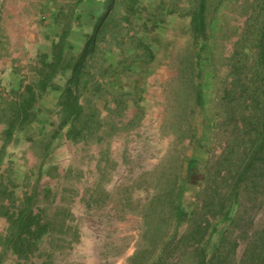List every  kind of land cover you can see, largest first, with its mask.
I'll use <instances>...</instances> for the list:
<instances>
[{
	"label": "rangeland",
	"instance_id": "374dc122",
	"mask_svg": "<svg viewBox=\"0 0 264 264\" xmlns=\"http://www.w3.org/2000/svg\"><path fill=\"white\" fill-rule=\"evenodd\" d=\"M49 1L29 16L28 60L0 71V264H126L144 232L150 247L168 229L155 222L177 189L191 211L205 171L222 169L242 130L232 101L257 82L247 48L264 0ZM32 203L42 235L19 259L9 216ZM258 228L259 202L219 225L209 256L230 229L222 255L240 264Z\"/></svg>",
	"mask_w": 264,
	"mask_h": 264
},
{
	"label": "trees",
	"instance_id": "16d2710c",
	"mask_svg": "<svg viewBox=\"0 0 264 264\" xmlns=\"http://www.w3.org/2000/svg\"><path fill=\"white\" fill-rule=\"evenodd\" d=\"M262 10L264 12V5ZM259 18H263L264 21V13ZM257 36H260V39H257L252 47L247 48L256 51L253 68L256 70L257 82L252 85L241 83V88L250 94V97H244L241 93L232 101V119L241 122L242 130L236 129L238 134L233 137L232 147L228 148V152L223 156L222 169L214 170L213 167L205 171L203 189L192 204L191 211H188L185 198L188 191L187 183H184L179 191L177 189L174 197L167 203L169 213L164 219L155 222V227H159L166 221L168 229L161 231L150 247H147L144 232L138 250L126 264H228L230 253L223 256L222 249L229 244L227 242H232L230 229L222 237L221 250L219 248L210 257L208 248L213 235L219 225L230 222L232 226L237 222V214L240 217L248 208L254 209L258 202L264 203V27ZM13 130L12 123L7 132L9 138ZM3 154L4 150L0 149V168ZM217 161L216 165L221 160ZM201 195L207 198L202 205ZM33 207L34 203L25 209H17L9 216L12 227L8 231L11 235L4 245L19 259L27 256L25 249L32 250L42 235L38 232L39 229L33 228L36 226ZM8 215L9 212L5 214L7 218ZM184 226L185 229L180 230ZM241 236H244L246 241L250 240L240 264H253L254 261H257V264H264V249L263 253L250 252L254 238L262 240L260 247L264 248V228L255 229L253 238L251 235L247 236V232ZM29 239H33L34 245ZM236 246L235 242L232 252H235ZM6 253L0 256L1 262Z\"/></svg>",
	"mask_w": 264,
	"mask_h": 264
},
{
	"label": "crops",
	"instance_id": "0c3cea01",
	"mask_svg": "<svg viewBox=\"0 0 264 264\" xmlns=\"http://www.w3.org/2000/svg\"><path fill=\"white\" fill-rule=\"evenodd\" d=\"M42 5L48 12L56 7L49 0H0V71L4 79L7 71L10 76L12 70L19 68L18 64L28 60L29 38L35 36L27 31L29 16L35 15ZM44 16L42 19L46 20ZM14 23L18 24V29H14Z\"/></svg>",
	"mask_w": 264,
	"mask_h": 264
}]
</instances>
